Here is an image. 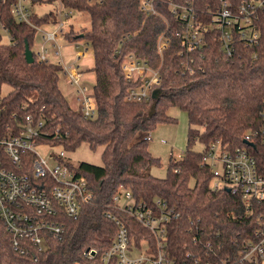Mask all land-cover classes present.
<instances>
[{
	"label": "trees",
	"instance_id": "trees-1",
	"mask_svg": "<svg viewBox=\"0 0 264 264\" xmlns=\"http://www.w3.org/2000/svg\"><path fill=\"white\" fill-rule=\"evenodd\" d=\"M187 1L194 2L207 22L222 4L221 0H156V13L146 16L139 10L140 0H62L66 8L88 13L91 22L89 30L80 34L70 28L66 35L69 42L85 40L92 47L98 117L85 119L60 89L59 65L41 63L37 58L32 64L26 62L25 42L34 49L38 33L13 16L12 0H0V24L11 36L3 44L0 32V101L6 106V118H21L45 107L44 115L52 129L60 127L61 137L56 144L65 152H75L83 144L92 150L104 147L102 166L66 161L88 181L93 203L84 206L77 219L63 216L66 233L61 238L48 237L45 251L32 250L29 255L14 251L0 224V264H91L84 259V250L91 247L100 255L109 249L116 235V225L107 213L122 219L140 242L148 232L115 209L113 198L120 188L130 190L139 201L154 203L161 198L177 207L181 218L169 228L170 252L178 261L186 259L188 252L207 259L211 252L201 241H212L213 254L226 258L230 252L238 256L241 239L252 237L255 217L263 214L264 206L249 211L240 197L212 190L211 174L201 166L202 152L194 147L221 140L230 149L246 147L259 157L258 142L252 149L246 146L244 137L264 126V13L256 20L258 45L239 44L234 56L227 57L221 51L218 33L210 29L202 48L191 53L193 72L185 73L183 62L189 56L181 55L183 45L176 36L180 25L171 3ZM224 1L237 7L245 0ZM51 17L33 14L32 21L42 24ZM162 35L169 44L160 53L158 41ZM129 54L159 71L161 80L148 102L126 101L130 85L125 80L122 61ZM6 84L12 90L2 96ZM171 108L187 113V144L180 159L171 155L166 176L157 178L151 169L161 164L160 158L149 151L146 138L137 142L134 139L140 133L153 132L158 125L177 123L168 114ZM231 264L245 263L235 259Z\"/></svg>",
	"mask_w": 264,
	"mask_h": 264
},
{
	"label": "built area",
	"instance_id": "built-area-1",
	"mask_svg": "<svg viewBox=\"0 0 264 264\" xmlns=\"http://www.w3.org/2000/svg\"><path fill=\"white\" fill-rule=\"evenodd\" d=\"M6 1V0H4ZM11 13L19 22H25L36 29L38 38L33 51L38 62L54 63L61 67L66 84L74 90L77 108L85 119H96L98 107L94 96V76L79 69L81 58L72 63L66 61L60 41L80 49L78 42L66 39L72 25V14L76 11L64 6L62 0H12ZM102 3L104 0H85ZM156 0H140L139 10L146 16L155 14ZM221 5L207 22L205 14L196 10L193 1L186 4L171 3V9L180 25L176 36L181 40L183 53L188 55L183 67L193 72L191 53L205 44L206 32L212 29L218 33L221 51L233 57L239 44L245 47L258 45L260 32L256 20L264 13V0H245L237 7L221 0ZM41 5L51 7L49 11H35ZM33 14H51V20L42 24L32 21ZM0 32L10 34L4 24ZM169 44L162 35L158 41L159 52ZM88 45V44H87ZM85 55L88 48L85 46ZM119 50H117V53ZM190 54V55H189ZM125 80L130 85L126 101L148 102L152 99L154 87L161 80L159 71L152 69L145 60L129 54L122 61ZM94 79V81H92ZM45 107L36 112H28L21 118H6V106L0 101V224L8 233L14 251L29 255L33 251L47 249L48 237L61 238L66 233L62 217L77 219L84 206L93 203V193L86 178L79 176L70 166L64 153L49 160L37 147L58 146L60 127L52 129L44 115ZM257 139H254L255 137ZM151 136L146 140L150 141ZM247 147L259 144V157L246 147L228 148L221 140L202 144L201 166L211 174L210 187L214 191H227L241 198L249 211L264 206V126L244 137ZM165 143V141H162ZM183 155V154H182ZM182 157V156H181ZM115 209L134 219L148 236L136 241L127 224L112 213H107L117 228L111 246L99 255L98 250L88 248L83 257L91 264H231L235 259L245 264H264V212L255 217L256 230L252 237L241 239L238 256L227 257L213 254L212 241L200 244L211 253L207 259L194 257L188 252L186 259L178 261L170 252V225L181 218L177 207L166 200L156 198L154 203L139 201L127 189L120 188L113 198ZM264 211V210H263ZM197 239H194V242ZM35 260H37L35 258ZM76 264H83L78 262Z\"/></svg>",
	"mask_w": 264,
	"mask_h": 264
},
{
	"label": "rangeland",
	"instance_id": "rangeland-1",
	"mask_svg": "<svg viewBox=\"0 0 264 264\" xmlns=\"http://www.w3.org/2000/svg\"><path fill=\"white\" fill-rule=\"evenodd\" d=\"M50 9L51 7L48 5H41L40 7L35 8V11L45 12L49 11ZM71 24L72 27L70 26L68 28L67 33L69 32L70 28H73L76 33L81 34L83 33V31L90 29V17L86 12H74L72 14ZM2 43H8V37L6 35L3 36ZM60 43L66 47L64 48L63 52L65 55H68L66 56V61H68V63L74 62L78 56L79 58H81L80 62L78 63L79 69L81 71L91 73V75L94 76V73H92L94 66L92 47L88 44L87 41L81 40L78 42L80 46L79 50L76 49L74 45H68L64 40H61ZM85 46L88 48V50L84 56H81V54L85 52ZM36 49L37 46L35 47V50ZM78 60L79 59H77L76 61ZM92 81H94V79H92ZM59 86L61 91L67 97L71 106L73 108H77V104L73 98L74 90L66 84L62 74H60ZM11 90V85H4L1 93L2 96L7 95L9 92H11ZM168 114L176 118L177 123L158 125L153 132L149 134L140 133L134 139V142H137L146 138L147 136L152 137V139L148 141L149 151L154 157L160 158L161 160L160 165L155 166L151 169V174L157 178H164L166 176L171 155H173L175 159H180L182 154L185 152L187 144V133L189 128L187 113L179 108H171ZM162 141H165V143H162ZM37 149L40 154L46 157L52 165L55 164L56 161L53 160L50 155L54 157L55 155L62 152L65 155L64 158L74 165H77L80 162H87L97 166H102L103 164L101 155L104 147H99L96 150H92L87 144H83L75 152L72 153H67L62 149V147L53 145L37 147ZM194 150L199 152L202 151V144L197 143L194 147Z\"/></svg>",
	"mask_w": 264,
	"mask_h": 264
},
{
	"label": "water",
	"instance_id": "water-1",
	"mask_svg": "<svg viewBox=\"0 0 264 264\" xmlns=\"http://www.w3.org/2000/svg\"><path fill=\"white\" fill-rule=\"evenodd\" d=\"M25 60L28 64H32L35 62L33 51L31 50L30 45L27 41L25 42ZM244 142L245 144H248V145L250 144L247 141H244Z\"/></svg>",
	"mask_w": 264,
	"mask_h": 264
}]
</instances>
